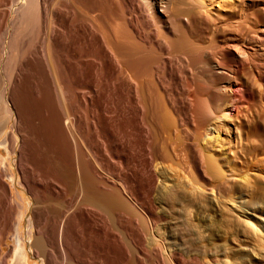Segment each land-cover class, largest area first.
Listing matches in <instances>:
<instances>
[{
  "label": "bare ground",
  "instance_id": "1",
  "mask_svg": "<svg viewBox=\"0 0 264 264\" xmlns=\"http://www.w3.org/2000/svg\"><path fill=\"white\" fill-rule=\"evenodd\" d=\"M2 24L9 264H264V0H3ZM233 216L252 241L210 230Z\"/></svg>",
  "mask_w": 264,
  "mask_h": 264
},
{
  "label": "rangeland",
  "instance_id": "2",
  "mask_svg": "<svg viewBox=\"0 0 264 264\" xmlns=\"http://www.w3.org/2000/svg\"><path fill=\"white\" fill-rule=\"evenodd\" d=\"M1 1L3 2V0H0V3L2 4ZM0 26H1L0 28H2V29H0V35H1V32H3V30H4V25L2 24ZM10 130H11V127H10V124H8L5 127L4 132L3 133L1 132V134H3V135L0 136V264H9L10 256H11V253H12V249L15 246V241H14L13 230L12 229L14 227L15 221L17 220L16 219L17 216L15 217V215H17V213H18L17 211H19L18 209H16L17 207L15 208L16 201L19 202V200L17 199L18 198V194L21 193L20 191H23L25 189V188H23V190H22V188L15 183V181L12 179V177H9V178L5 177V174L6 175H9V174L11 175V172H12L13 175L16 176V178L18 177L17 178V181L19 180L18 183H21L22 185L24 184V183H22V178H23L22 174L20 173V170H18V168H17L18 155L17 154L6 155L7 154V149L9 151H11V149H10V141H9L10 140L9 138H11L10 137V134H11ZM19 135L20 136L23 135L21 133V131H20ZM6 138H8V139L6 140ZM3 140H6L7 141L6 144L7 143L8 144L7 145L1 144V142ZM262 149L264 150V147ZM251 154H258V149L254 150V152H252ZM8 158H11L12 161H14V163L16 165V170L15 171L12 170L11 166H9ZM4 164H6V165L8 164V165L6 166ZM257 165L260 166V164H257ZM4 166H6V167H4ZM258 166L253 168V172H257L258 171ZM5 168H7V169H5ZM5 170H8V171L5 172ZM8 172H9V174H7ZM3 190H4V192H3ZM27 195L25 197H27ZM25 202H26V200H25ZM8 204H10V205H8ZM12 210H13V212H12ZM15 211H16V213H15ZM260 213H263V211L261 210ZM26 215L29 217V219H32L31 218L32 217V213H31V210H29L28 207H27V211L26 210L23 211V216H22V220L23 221L21 222V220H20V227H19V229H20L19 233L20 234L24 233L23 232L24 226H25L24 217ZM243 219H244L243 217H240V219H239L237 217L234 218V216L230 217L228 219H223V220L218 221L217 223H215L211 227L210 230H213V232H215L216 234H222L225 239H228L229 237L236 236L238 238L246 237L247 240L252 241L253 237H252V233L251 232H253V231L249 227L247 222H245V219L244 220ZM12 225H13V227H12ZM41 227L40 226H34V228L35 229L37 228L38 230L37 229L35 230L33 228V233L34 234L36 233L35 235H38L36 231L40 232L41 231ZM210 230H207L205 227H202V226L199 228L200 232H209ZM163 231H165L163 233L166 235V231H168V229L165 228ZM220 241H221V239H220ZM30 254L33 257L35 256V254L32 252V250H30V253L28 254L29 264H34V262H36V261L30 256Z\"/></svg>",
  "mask_w": 264,
  "mask_h": 264
}]
</instances>
